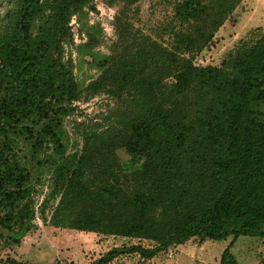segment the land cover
<instances>
[{"label":"trees","instance_id":"trees-1","mask_svg":"<svg viewBox=\"0 0 264 264\" xmlns=\"http://www.w3.org/2000/svg\"><path fill=\"white\" fill-rule=\"evenodd\" d=\"M99 1L118 7L107 52L98 49L103 26L89 21L93 0H24L0 42V227L30 228L33 181L48 164L53 189L43 206L57 201L45 223L138 240L90 264L229 236L218 264H241L236 241L264 236V32L202 66L195 58L242 0H174L155 35L136 22L140 0ZM72 17L86 38L78 44ZM82 63L96 75L79 79ZM94 95L106 107L83 127L80 152L65 157L64 118ZM131 158L138 166L127 169Z\"/></svg>","mask_w":264,"mask_h":264},{"label":"rangeland","instance_id":"rangeland-1","mask_svg":"<svg viewBox=\"0 0 264 264\" xmlns=\"http://www.w3.org/2000/svg\"><path fill=\"white\" fill-rule=\"evenodd\" d=\"M173 1L140 0L137 3L139 12L136 17L137 24L143 26L147 33L155 35L152 31L155 30L160 34V27L170 19ZM93 3L95 10L89 12V21L95 23L98 20L103 26L106 42L98 49L107 52V47L114 37L111 21L118 7H108L99 0H93ZM23 7L24 0H0V42L12 33ZM43 12L47 14L48 9L44 8ZM42 18L40 13L34 20L32 36H39ZM68 26L75 44L85 41V35L79 33V23L75 17L71 18ZM262 32H264V0H242L229 19L215 33L212 42L195 58V63L202 66L219 65L227 53L240 42L253 39ZM71 50L72 58L76 60V52L74 49ZM95 51L97 52V47ZM75 73L79 79L85 81L90 76L96 75V71L88 70L85 63H82L80 70H76ZM107 102L105 95H94L87 100L82 99L74 103L77 109L64 118V127L68 134L65 157L80 152L83 127L97 120V115L105 109ZM21 149L20 154L27 153L22 146ZM137 166L138 163L134 158L126 163L127 169ZM51 169L48 164L44 165L40 179L33 181L35 212L30 220V228L23 232L15 227V231L11 232L0 227V264L7 258L16 260L18 264H90L113 247L129 246L138 242L136 239L55 228L45 223L43 217L48 220L57 201L49 198L43 206V202L53 189ZM231 238L232 236L227 240L192 238L185 243L170 246L166 251L158 253L149 260H143L138 254L133 253L121 255L109 264H218L221 252ZM141 243L143 246L151 245L148 242ZM232 252L241 264H264V236L240 237L233 245Z\"/></svg>","mask_w":264,"mask_h":264}]
</instances>
